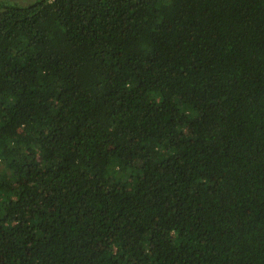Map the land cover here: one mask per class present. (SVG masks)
<instances>
[{
	"label": "trees",
	"instance_id": "obj_1",
	"mask_svg": "<svg viewBox=\"0 0 264 264\" xmlns=\"http://www.w3.org/2000/svg\"><path fill=\"white\" fill-rule=\"evenodd\" d=\"M0 264H264V0L1 1Z\"/></svg>",
	"mask_w": 264,
	"mask_h": 264
},
{
	"label": "rangeland",
	"instance_id": "obj_2",
	"mask_svg": "<svg viewBox=\"0 0 264 264\" xmlns=\"http://www.w3.org/2000/svg\"><path fill=\"white\" fill-rule=\"evenodd\" d=\"M1 1H6L9 3H15V4H18L21 6H28V5L35 3L38 0H0V2ZM192 134L193 133H191L190 131H186V132H184L183 136H190V135L192 136Z\"/></svg>",
	"mask_w": 264,
	"mask_h": 264
}]
</instances>
